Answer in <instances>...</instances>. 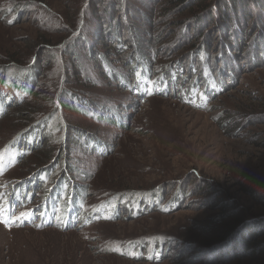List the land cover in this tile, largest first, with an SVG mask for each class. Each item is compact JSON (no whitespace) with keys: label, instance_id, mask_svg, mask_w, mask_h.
Masks as SVG:
<instances>
[{"label":"rangeland","instance_id":"374dc122","mask_svg":"<svg viewBox=\"0 0 264 264\" xmlns=\"http://www.w3.org/2000/svg\"><path fill=\"white\" fill-rule=\"evenodd\" d=\"M97 1L0 0V66L21 55L23 68L34 55L39 59L40 72L21 104L39 105L37 118L49 115L41 94L53 79L85 102L62 105L54 113L62 111L64 119H43L27 138L6 146L27 108L17 105L13 81L6 78L0 86V110L7 107L6 115L0 113V264H264L263 252L249 256L243 250L235 257L220 245L206 248L233 228L231 213L264 216V196L249 190L264 191V60L250 65L248 55H235V67L225 72L231 76L224 78L226 89L217 94L221 80L211 81L215 95L211 92L206 103L196 92L189 97L200 98L193 106L182 99L189 93L186 81L184 90L168 95L155 90L144 99L111 75L124 74L133 82L123 60L134 51L135 32L148 40L145 52L158 65L184 58L191 42L210 41L218 49L229 23L219 11L224 13L228 1L187 0L177 7L171 0H127L113 22L122 34L116 39L123 42L120 54L110 37L96 40L103 24L96 19L104 9ZM253 3L242 14L251 16L240 20L251 36L264 26L262 8ZM196 6L207 7L197 35L196 23L190 21L186 32L177 25L190 19ZM51 14L55 23L45 28ZM79 29L88 42L79 39L82 50L73 46L79 59L70 75L71 59L62 51L66 37L80 36ZM59 43L63 55L50 61L45 45L56 51ZM60 132L71 134L69 140L57 141ZM25 145L37 149L30 153ZM49 154L68 161L69 171L60 179L43 170ZM37 168L49 179L32 196L28 189ZM158 241H170L168 257L157 259L152 252ZM255 241H264V235Z\"/></svg>","mask_w":264,"mask_h":264},{"label":"trees","instance_id":"16d2710c","mask_svg":"<svg viewBox=\"0 0 264 264\" xmlns=\"http://www.w3.org/2000/svg\"><path fill=\"white\" fill-rule=\"evenodd\" d=\"M153 1L154 0H149V2H152V3ZM171 1H174L171 4L174 3L173 5L174 6L176 5L177 7H181L182 4H186L187 2V0H171ZM225 1H228L229 3V6H225V11H224V13L227 15L225 16L221 8L219 12L222 17L224 16V18L229 20V23L230 21L233 22L234 28H232L233 31L232 29H229V23H228V27L225 28L223 37L220 35L221 41H219L220 46L218 49L214 50V47L211 46L210 41L208 42L206 40L199 39L200 40L199 44H196L197 42L193 44L191 42L189 44L190 46H192V49L188 50V52L183 53L184 56L185 54H187L184 58L176 59V60H173L172 62L170 61L168 62V65L166 64L158 65V63L157 64L154 63L155 60L150 59L149 56L145 52L147 51L145 46H150V44L145 43L146 41L148 42V40H145V37L144 38L140 37L141 33L139 34L138 32L137 33L135 32L136 36L135 34H133V38L134 37L136 38V39L134 38V40L137 41L136 42L137 44L135 43V41H132L133 44L135 43V45L133 46L134 51L129 54L126 53L127 55L125 56V59L123 60L124 61L123 64L126 65L128 72L130 73V75L133 76V79H134L133 82L129 83L128 76L126 75L125 77L124 74L115 75L112 73L111 74L112 77H114L120 84H122L124 88L128 89L132 95L136 94L140 98H144V99L148 97V95L153 94L155 90H157V94H163V95H168L169 92L177 93L178 90L184 88V87L182 88L181 86L186 81L188 84L186 90H188L189 93H183L182 99L184 103H187L188 105H192V106L195 105V103L200 98L198 99L196 98L195 100L193 99L189 100V97L196 95V92L202 94L203 97L201 98H203L204 101L208 103L212 99L211 96L215 95L210 86L211 81L216 82V80L218 79L221 80L219 84V88L217 90V94L226 89L224 78L231 77V76H229L225 72L227 69L229 70V72H231V69L235 67L234 66L232 68L231 66L232 65L231 61L236 63L235 55H238L239 57H241L242 55H245L244 57H246L248 55L249 56L248 60H249L250 65H254V63L257 62L258 59L264 60V28H263L264 26L259 31V33L257 34L254 33L251 36L249 35L251 31L247 32L248 33L247 34L246 29L242 28L241 23H240L241 22L240 20H243V18L245 19V15L246 17L251 16L247 12H246L247 14H245L244 16L242 15L243 11L245 12L246 11L245 9L248 8V3L254 2L255 5L262 8L261 12L264 15V0H224V2ZM127 2H128L127 0H101V1L98 0L97 1L99 9L100 10L101 8L103 9V6H104V9H103V12L99 15V20L96 19L101 24L103 23L101 28L99 27L98 29L97 33L99 35L96 36L97 37L96 40L104 41V39L106 38H108L109 40V37H110V40H109L110 43L113 44L114 49L115 47L117 48V53L119 54L123 53L122 51L123 48L121 47V43L123 42L116 41V39L121 38L122 34L119 36L120 32H117L116 30L117 28H119V25L114 24L113 22L115 21L114 18L116 17V15H119L118 10L120 9L121 11H124V8L126 7ZM40 7L41 6H39V8ZM197 7L198 6H196L191 12H189L190 13L189 15H191V17L188 16V18L190 19L188 20L186 19V21L183 19L182 21L177 23V25L179 26L183 24V27L181 28V30H184L185 32L188 31L187 29H189L188 27H190L188 26V23L190 21H192L193 24L196 23L194 25H196L197 27L193 28L195 30L194 32L195 35L200 33L199 29H200V25L203 23V19H202L203 15H206L202 13L207 8V7H202L200 9L198 8V10H195ZM165 10L166 9H164V13H165ZM230 14L232 15V17L228 18ZM51 15H49L51 17H47V16L45 17L47 20L44 19V22L47 23V26H45V28L52 29V24L55 23L54 14H51ZM210 16H212V14H210ZM255 17H257V14ZM127 18L128 19L126 20V22L129 21V17ZM137 19L139 18L137 17ZM200 19L202 20L201 22H199ZM143 20H144L143 18H141V20L139 19V21H142V22ZM261 20H262V16H261L260 21ZM206 23L207 22H205V24ZM127 29L131 31V29L128 28V24H127ZM81 30L82 29H79L78 32L81 33L82 32ZM114 33L115 34L118 33V34L115 35ZM107 34H110V36H107ZM80 38L84 39V43L88 42L87 37L83 35L82 33L80 36L78 34L73 36L72 39H69V36L66 37L67 39L66 47L67 46L68 47L67 49L63 48L64 51H62L64 54L69 56L71 59L69 61L72 63L70 65L72 69L67 67V73H70V75L74 72V70L77 69L78 59H79V54L77 53V51H73L72 48L73 46L77 48L83 47V44L79 40ZM60 44L62 45V43L57 44L59 45V47L56 51L52 50L53 47L51 48L50 45L48 44L45 45L47 49L44 51L49 56L50 61H53L54 58H57L58 55H61V56L63 55L60 50L61 48ZM127 45L128 44H126V46ZM85 46H87V44H85ZM90 47L91 45L88 44V47H87L88 54H91V51H92ZM84 48H78L77 50L79 49L82 50ZM119 50L121 51L119 52ZM235 50H237L238 54H235ZM95 55L97 54H93L94 57ZM25 57H26L25 55H21L17 57V59L14 58L12 61L9 62L11 64H15V66L14 65L10 66L11 64L10 65L5 64V65L0 66V77L2 79V80L0 79V83H1L0 86L2 87L4 86L3 82L6 80V78L9 79L10 82L13 81L12 82L13 84H11L10 87H12L15 90L17 94V98L19 99V102L17 103V105H19V103L21 104L23 99H27V97L30 96L32 85L33 83L36 82V77L38 76L40 72V70L37 67L38 61H39V59L37 58V55H34L32 59H29L26 62V65H27L26 68H23V65L21 64H23L22 60ZM100 57L101 58L104 57V59L106 58L105 54L103 57L102 56ZM101 58L97 57V59L99 60H101ZM185 59L188 60V63L184 62ZM194 61L198 63L199 62L203 63L204 66L201 68H197ZM223 62H224V65H223ZM100 65H102V63ZM102 66L104 67V65ZM105 71L107 72L109 70L105 68ZM105 71H104V74L106 73ZM77 77L79 76L77 75ZM58 80L59 79L51 80L50 81L51 85L48 86L47 91L41 94L42 98L44 99L43 104H46L50 107V113H48L49 115H43L42 117H40L39 115L38 117L39 119H38L36 114L39 111V108H38L39 105L38 106H36L37 104L33 105L31 101H27V104H25L24 102L26 100L23 101L21 105L22 106L26 105V108H27L24 113L25 118L21 117V118H17L19 120L17 121L15 120V123H16L15 126H18L17 134L13 136L9 142L6 143V146L12 145L13 141H15L16 139L22 140V139L27 138L29 134L33 133L34 127L40 124L41 121H43V119H45L46 121L51 119L52 122H55L54 117H58V118L62 117L64 119L62 111L58 112V115L54 113V111L57 110L58 108L59 109L61 108V110H63L61 107L62 105L66 107L68 106V104L70 105L71 102H73V104L75 105L77 103H80L81 105H85V102L83 103L82 98L77 97V95L73 94L70 89H67L66 87L61 88L62 86L61 85L59 86ZM74 81L75 79L72 80L71 83ZM150 84H153V85H150ZM200 84L203 85L202 89L199 88ZM17 88H18L19 93L16 90ZM27 92L29 93V95L25 97L24 94ZM77 98H80V100L77 101ZM1 110H0V113L2 112V115H6L5 113L7 112V107H5L3 111ZM20 119H22L21 122H19ZM64 124L60 129H56V132L62 130V128L65 126ZM60 133L62 136H60L57 141L60 142L62 140V143H64L65 141L69 140V137L71 136V134L69 135L65 132H60ZM17 146L20 147V144H18ZM25 147L27 146L25 145ZM21 148L22 147H20L19 149ZM36 149H37V146H34V145L27 147V150L28 151L30 150V153H34ZM63 149L65 150V148ZM50 156L51 154L48 155L45 163H43L44 165L42 167L47 165L44 167L43 170L47 169L50 175L58 173V176L60 179L69 171V168L67 169L68 161L65 159V157H63V160L61 159L63 161L62 162L60 160L61 155L60 156L58 155V158L56 156H52V157ZM38 165L40 164L35 161L34 166L38 167ZM38 169L40 168H37L36 170L37 171L35 173L36 179H34L29 186V189H28L29 194L33 191V189H36L38 185L45 183V180L49 179L48 177L40 176L38 174L40 170ZM249 190L253 192L254 194H256L257 196H260V195L264 196V191L262 190L259 191L258 188L255 186H251ZM31 194L32 196L34 195L33 193ZM262 199H264V197H262ZM152 205L153 207H155L154 203ZM230 215H232V218L234 219L233 228L230 231L228 230L227 232L222 231L221 234H219L220 236L218 237L220 239V242L214 245L212 244H210L209 246L206 245L207 246L206 248L209 249V248H213L215 246L220 245L222 247V250L229 251L235 257L237 255H240V252L243 250H244L243 253L249 256H253L257 253H262V252L264 253V241H255L256 238L264 235V216L251 218V217H247L244 214V216L241 218L239 217L240 215L235 212L231 213ZM143 245L142 246L140 245L141 250L139 249V251H142V249L144 248ZM170 245H171L170 241H164V242L158 241V243L154 245L152 243L151 249L153 253H157L156 254L157 259L160 257L166 258L168 257L166 255L170 254L169 252Z\"/></svg>","mask_w":264,"mask_h":264},{"label":"snow or ice","instance_id":"6c2138e0","mask_svg":"<svg viewBox=\"0 0 264 264\" xmlns=\"http://www.w3.org/2000/svg\"><path fill=\"white\" fill-rule=\"evenodd\" d=\"M21 215H23V214H21Z\"/></svg>","mask_w":264,"mask_h":264}]
</instances>
